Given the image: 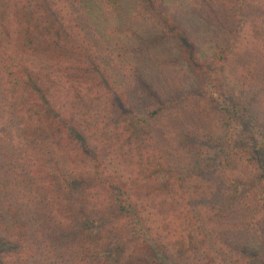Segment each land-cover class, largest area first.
<instances>
[{"label":"trees","instance_id":"obj_1","mask_svg":"<svg viewBox=\"0 0 264 264\" xmlns=\"http://www.w3.org/2000/svg\"><path fill=\"white\" fill-rule=\"evenodd\" d=\"M0 264H264V0H0Z\"/></svg>","mask_w":264,"mask_h":264}]
</instances>
